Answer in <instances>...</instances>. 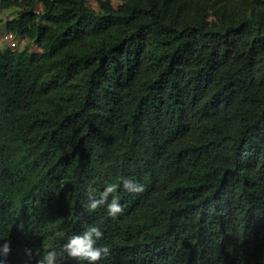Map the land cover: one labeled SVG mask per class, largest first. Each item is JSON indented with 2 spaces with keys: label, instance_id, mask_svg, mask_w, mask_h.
<instances>
[{
  "label": "trees",
  "instance_id": "1",
  "mask_svg": "<svg viewBox=\"0 0 264 264\" xmlns=\"http://www.w3.org/2000/svg\"><path fill=\"white\" fill-rule=\"evenodd\" d=\"M116 1L0 0L37 48L0 50V239L95 224L99 264H264V0ZM122 177L120 214L88 207Z\"/></svg>",
  "mask_w": 264,
  "mask_h": 264
},
{
  "label": "clouds",
  "instance_id": "2",
  "mask_svg": "<svg viewBox=\"0 0 264 264\" xmlns=\"http://www.w3.org/2000/svg\"><path fill=\"white\" fill-rule=\"evenodd\" d=\"M120 186L129 193H140L144 190L143 184L136 179L122 177L120 185L106 183L103 190L99 193V198H93L90 193L88 207L94 210L104 205L107 215L115 218L123 211V208L118 196L113 195L109 200V195L116 192ZM103 236L104 233L101 228L93 224L80 233L67 236L63 240L59 251L55 247L34 246L26 247L24 254L28 262L35 260V264H58V258H71L81 262L86 261L87 264H99L102 258L110 254V247L107 244L100 243ZM11 250V241L0 239V264H8L7 257Z\"/></svg>",
  "mask_w": 264,
  "mask_h": 264
},
{
  "label": "rangeland",
  "instance_id": "3",
  "mask_svg": "<svg viewBox=\"0 0 264 264\" xmlns=\"http://www.w3.org/2000/svg\"><path fill=\"white\" fill-rule=\"evenodd\" d=\"M117 1L113 0V4L117 5ZM97 8V6H95V9ZM16 10L14 8H10L8 10H0V35L3 34V32L6 30L5 26H4V19L5 18H10L11 16L15 15ZM0 50H3L4 48L7 47V45L2 42V40L0 39ZM17 49V47H16ZM22 49H28V50H36V46L29 43V41H26L22 44V46L20 45L19 50ZM12 248V247H11ZM7 261L8 264H33L32 261L28 262L27 257L24 254V251L22 248L20 247H13L11 252L8 254L7 257Z\"/></svg>",
  "mask_w": 264,
  "mask_h": 264
},
{
  "label": "built area",
  "instance_id": "4",
  "mask_svg": "<svg viewBox=\"0 0 264 264\" xmlns=\"http://www.w3.org/2000/svg\"><path fill=\"white\" fill-rule=\"evenodd\" d=\"M87 6L94 8L99 7V0H82ZM0 39L2 42L8 44V47L11 49H16L17 42L19 40L18 37L12 32L4 31L2 35H0Z\"/></svg>",
  "mask_w": 264,
  "mask_h": 264
},
{
  "label": "crops",
  "instance_id": "5",
  "mask_svg": "<svg viewBox=\"0 0 264 264\" xmlns=\"http://www.w3.org/2000/svg\"><path fill=\"white\" fill-rule=\"evenodd\" d=\"M0 10H1V9H0ZM7 19H9V18H8V17L5 18L4 21L7 20ZM5 31H7V30H5ZM26 41H28V40L25 39V38L19 39L18 42H17V46H16L17 49H19V48H20V45L22 46V44H23L24 42H26ZM0 42H1V41H0ZM5 44H6V43H5ZM6 45L8 46V44H6Z\"/></svg>",
  "mask_w": 264,
  "mask_h": 264
}]
</instances>
